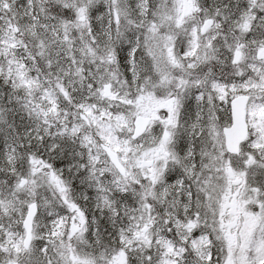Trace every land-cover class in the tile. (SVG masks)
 <instances>
[{
	"label": "snow or ice",
	"instance_id": "obj_1",
	"mask_svg": "<svg viewBox=\"0 0 264 264\" xmlns=\"http://www.w3.org/2000/svg\"><path fill=\"white\" fill-rule=\"evenodd\" d=\"M0 264H264V0H0Z\"/></svg>",
	"mask_w": 264,
	"mask_h": 264
}]
</instances>
